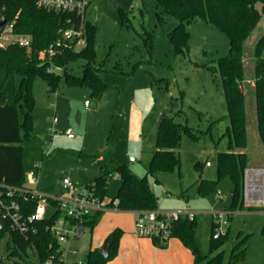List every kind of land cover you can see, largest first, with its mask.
I'll return each instance as SVG.
<instances>
[{
  "label": "rangeland",
  "instance_id": "obj_1",
  "mask_svg": "<svg viewBox=\"0 0 264 264\" xmlns=\"http://www.w3.org/2000/svg\"><path fill=\"white\" fill-rule=\"evenodd\" d=\"M258 9L262 10L261 4ZM85 19L96 26L92 64L105 89L98 96L87 84L71 85L62 80L59 90L52 93L42 77L35 78L34 136L23 143L26 176L31 172L40 175L38 185L32 188L45 196H62L65 178L84 186L102 170H113L118 165L144 177L156 150L161 117L176 116L178 122L192 127L199 139L193 141L183 135L177 149L180 170L149 176L159 199L157 210L195 213V239L203 254L213 257L223 251L227 264L233 247L248 236L245 256L239 264H264V203L251 206L257 210L247 206L244 210H230L234 182L229 176L219 179L218 155L228 150L226 130L230 123L225 119L228 108L221 74L217 68L209 67H217L218 60L229 54V37L214 24L197 20L187 26V52L176 53L170 34L179 21L163 13L156 0H94ZM263 34L264 12L245 46L246 152L250 169L264 167V143L258 134L253 92V50ZM13 41L10 34L0 38L3 46ZM84 64L83 59L72 62V73L82 76ZM55 72L62 74L61 69ZM55 117L58 123L54 126ZM53 127L58 131L71 129L74 138L52 134ZM131 157L135 162H130ZM207 162L212 166L208 167ZM120 185V175L114 173L105 204ZM218 211H229L230 215L217 219L214 213ZM134 221L132 213L115 209L104 212L95 231L87 230L76 243L79 254L71 256L68 264L84 261L111 226L133 229ZM219 221L221 231L229 232L228 240L210 254L212 225ZM8 255L7 249L0 247V260ZM15 260L7 263L15 264ZM23 260L27 262L28 257L23 255Z\"/></svg>",
  "mask_w": 264,
  "mask_h": 264
},
{
  "label": "trees",
  "instance_id": "obj_2",
  "mask_svg": "<svg viewBox=\"0 0 264 264\" xmlns=\"http://www.w3.org/2000/svg\"><path fill=\"white\" fill-rule=\"evenodd\" d=\"M163 13L172 14L179 21L178 26L171 32L170 38L176 53L185 54L188 50L190 32L187 26L197 20L212 23L224 32L230 40V52L218 60L217 67L222 77L229 120L226 135L229 138L228 150L218 155L219 179L229 176L234 182L230 210H244L245 172L250 168L248 147V114L246 110L245 80V46L248 39L256 30L264 12V0H156ZM262 5V10L258 5ZM67 14L49 11L41 8L37 0H0V36L7 33L14 38L28 37L29 46H21L11 42L0 46V180H5L13 186L26 183L24 169V141L33 138L35 96L33 83L36 77H42L50 92H57L62 80L68 84H87L100 96L105 85L97 75L93 66L95 60L96 26L87 23V45L75 51L65 47L61 39V29L65 26ZM55 55L50 54V50ZM83 59V75L76 76L70 68L72 62ZM254 80L253 87L255 113L257 115L258 134L264 143V34L257 41L253 50ZM61 69L62 74L56 73ZM181 111L177 113L179 116ZM186 134L191 140L197 141L199 136L187 123L178 122L176 116L163 115L160 119L156 150L153 153L147 173L137 177L127 166L118 165L113 170H102L100 175L85 186L95 188L102 199L108 196V188L114 173L120 175L121 185L112 201L118 200L120 212L158 209V196L152 189L149 176L160 172L180 170L181 159L177 149L182 144ZM199 164H197L198 166ZM210 183L209 181L202 180ZM219 181V180H218ZM201 188V186H200ZM35 202L30 203L34 210ZM257 210V207H248ZM104 213L90 216L87 224L91 232L99 224ZM52 220L38 224V234L30 242L19 243L26 248L34 245L39 250V259L44 262L56 247L55 238L47 228ZM218 224L212 225V242L210 254L219 250L228 240L229 232L214 238ZM197 230L196 218L189 220L181 218L172 228V238L179 239L189 249L194 257L193 264H225L223 251L215 256L201 252L195 239ZM124 232L120 228L113 230L104 244H110L108 256L101 253V248L90 249L83 264H107L114 260L119 253L120 240ZM247 237L237 243L231 252L227 264H239L245 256ZM158 248L165 249L169 241L152 240ZM53 245V247H51ZM244 247V249H242ZM16 250L14 255L16 254ZM27 264H35L28 256Z\"/></svg>",
  "mask_w": 264,
  "mask_h": 264
},
{
  "label": "built area",
  "instance_id": "obj_3",
  "mask_svg": "<svg viewBox=\"0 0 264 264\" xmlns=\"http://www.w3.org/2000/svg\"><path fill=\"white\" fill-rule=\"evenodd\" d=\"M94 0H37L39 7L49 11L67 14L65 26L61 29V41L65 47L79 51L87 45V22L85 19L86 11ZM12 29L10 25L7 33L0 36L4 38ZM21 46H29L28 37H17L14 41ZM0 46H3L0 44ZM51 55L55 52L50 50ZM260 78L264 79V75ZM255 84V80L253 81ZM88 106V102L86 103ZM58 123V119H53V124ZM52 134L66 135L68 138H74L71 129L58 131L53 127L50 129ZM135 162L134 158L130 159ZM209 167L211 163L207 162ZM259 172L264 174V169H247L244 200L247 207L260 205L264 203V194L255 181L253 184L249 181V174ZM40 175L31 172L26 176V183L22 186H13L5 180H0V247L7 249L9 255L1 258L0 264H8L7 260L18 258L15 264H27L23 260V255L31 256L35 264H68L71 256H77L79 250L76 243L79 242L89 230L87 224L90 216L96 213H104L110 209H118V200H110L105 204V198L97 195L95 188H88L72 182L65 178L63 186L65 193L62 196H45L37 189L32 188L39 183ZM256 177H252L255 179ZM258 181V180H257ZM254 186V187H253ZM35 202L34 210H31L30 203ZM52 209V211H50ZM135 216V230L139 237L159 239L161 242H167L172 237V228L175 222L181 218L193 220L196 214L190 211H158L139 210L131 212ZM230 215L229 211H218L214 213L217 219H222ZM52 220L47 228L50 234L55 238L56 248L49 252L46 260L41 262L39 259V250L32 245L24 248L23 244L30 242L38 234V224L45 220ZM218 229L214 238L225 235L222 232L221 222L218 223ZM53 247V245H51ZM16 250V254L14 252ZM84 261H74L72 264H83Z\"/></svg>",
  "mask_w": 264,
  "mask_h": 264
},
{
  "label": "crops",
  "instance_id": "obj_4",
  "mask_svg": "<svg viewBox=\"0 0 264 264\" xmlns=\"http://www.w3.org/2000/svg\"><path fill=\"white\" fill-rule=\"evenodd\" d=\"M259 169H264V167ZM116 228L122 229L124 234L120 240L118 256L107 264H193L194 262V257L191 251L177 238L170 239L167 248L161 249L156 247L151 239L139 237L135 230V221L133 229L124 230L117 225L111 226L101 238H98L96 245L93 248H102L105 245L104 243L107 236Z\"/></svg>",
  "mask_w": 264,
  "mask_h": 264
},
{
  "label": "bare ground",
  "instance_id": "obj_5",
  "mask_svg": "<svg viewBox=\"0 0 264 264\" xmlns=\"http://www.w3.org/2000/svg\"><path fill=\"white\" fill-rule=\"evenodd\" d=\"M252 177H256L252 179ZM258 180V181H257ZM249 181L253 184L255 181L257 182L258 189L262 191L264 194V174L259 172H254L249 174ZM254 187V186H253ZM264 198V196H263Z\"/></svg>",
  "mask_w": 264,
  "mask_h": 264
},
{
  "label": "water",
  "instance_id": "obj_6",
  "mask_svg": "<svg viewBox=\"0 0 264 264\" xmlns=\"http://www.w3.org/2000/svg\"><path fill=\"white\" fill-rule=\"evenodd\" d=\"M260 170H263V169H260ZM0 227H1V225H0ZM109 247H110V244H105V245L101 248V253H102L105 257L108 256Z\"/></svg>",
  "mask_w": 264,
  "mask_h": 264
}]
</instances>
